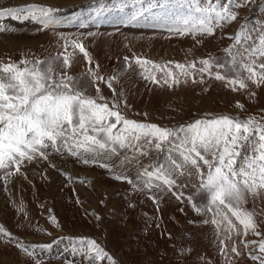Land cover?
<instances>
[{
    "label": "rangeland",
    "instance_id": "obj_1",
    "mask_svg": "<svg viewBox=\"0 0 264 264\" xmlns=\"http://www.w3.org/2000/svg\"><path fill=\"white\" fill-rule=\"evenodd\" d=\"M8 8L52 11L0 20L6 29L0 32V62L46 60L64 52L67 41L68 73L84 84L89 67L96 70L98 63L97 74L105 80L117 76L116 99L126 102L119 110L129 120L176 128L219 116L264 118V85L249 83L247 89L233 91L207 76L201 83L195 73L196 82L182 79L169 87L161 79L162 71L148 66L161 80L153 83L135 63L140 57L179 72L175 64L195 62L199 68V61L210 56L223 61L225 49L233 44L230 37L245 21L264 26V0L239 8V19L217 27L214 35L177 32L182 17L177 0H0V10ZM72 41L83 44L91 65L71 47ZM99 86L111 107L112 91L103 82ZM87 94L96 96L95 88L89 87ZM147 152L121 150L105 162L115 166L125 155H135L139 163L125 164L123 171L136 181L141 165L150 168L164 159L155 149ZM46 154L47 159L25 161L20 173L0 170V177L4 171L13 172L7 180L0 179V225L11 233H0V264H89L81 238L96 240L113 258L99 264H259L249 253L256 254V242L264 236L251 231L244 236L243 226L230 213L235 225L231 230L226 221L211 223L213 213L193 208L192 203L204 208L206 199L203 193L196 195L199 181L194 169L191 178L177 180L182 186L149 190L114 179L113 171L119 174L120 168L109 171L84 164L66 150L49 148ZM174 193L183 195L177 199ZM188 196H193L192 202ZM244 207L257 213L258 231L264 232V198L250 196Z\"/></svg>",
    "mask_w": 264,
    "mask_h": 264
},
{
    "label": "snow or ice",
    "instance_id": "obj_2",
    "mask_svg": "<svg viewBox=\"0 0 264 264\" xmlns=\"http://www.w3.org/2000/svg\"><path fill=\"white\" fill-rule=\"evenodd\" d=\"M182 10L181 21L176 31L181 34L214 35L217 27L228 22H236L237 10L251 3V0H177ZM47 13L52 9L8 8L0 10V20L11 17L20 20L27 12ZM6 29L0 25V32ZM14 31L15 29H7ZM63 39V38H62ZM233 44L225 49L223 61L209 57L188 65L175 64L179 72L153 61L135 57V63L142 69L145 79L161 83L148 68L162 71V81L171 87L183 79L195 80V73L214 78L229 86L233 91L244 90L249 83L257 87L264 85V26L256 27L245 21L230 37ZM64 52L50 56L46 60L37 58L21 60L18 63L0 62V170L14 169L21 172V165L40 157L47 159V150H66L84 164H98L101 168L113 171L120 168L119 174L113 171V178L126 181L134 187H153L169 191L177 185L180 177L191 178L193 169L199 181L196 195L205 196L204 208L196 203L197 211L213 213L211 223L219 225L226 221L229 230L235 228L229 213L243 226V235L251 231L256 236H264L258 231L255 219L257 213L244 207L248 198H264V118L235 119L219 116L199 119L176 128H164L156 124L142 123L127 119L119 110L126 102L117 100L118 93L113 75L105 80L98 75L99 64L88 69L87 80L81 84L79 77L70 75L71 67L67 55L68 42L62 46ZM71 47L78 48L85 59L92 64V58L83 44L72 41ZM126 62L129 57L124 58ZM23 64L24 67L19 65ZM99 82H103L113 93V103L109 106L101 94ZM94 87L96 96L88 95V88ZM254 95V93H253ZM104 101V102H100ZM238 107L243 108V105ZM145 115H147L145 113ZM147 149H155L164 156L150 168L137 171L136 181L123 171L125 164H132L135 155H125L118 165L105 161L119 156L121 150L147 155ZM12 171H4L0 179L7 180ZM177 199L183 193H174ZM155 201V197H151ZM189 202L193 196H188ZM219 216L220 219H216ZM54 219V218H53ZM208 221H205L207 223ZM0 233L11 236L3 225ZM249 246L247 240L243 241ZM83 255L89 264L113 258L94 239H80ZM256 254L249 253L254 261L264 264V239L256 242ZM27 251V249H24ZM231 251L239 255L236 247ZM32 255V253H29Z\"/></svg>",
    "mask_w": 264,
    "mask_h": 264
},
{
    "label": "bare ground",
    "instance_id": "obj_3",
    "mask_svg": "<svg viewBox=\"0 0 264 264\" xmlns=\"http://www.w3.org/2000/svg\"><path fill=\"white\" fill-rule=\"evenodd\" d=\"M2 45H3V44H2ZM2 45H1V46H2ZM8 45H9V44H8ZM2 48H3V47H2ZM1 52H2V51H1Z\"/></svg>",
    "mask_w": 264,
    "mask_h": 264
}]
</instances>
